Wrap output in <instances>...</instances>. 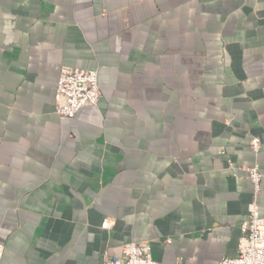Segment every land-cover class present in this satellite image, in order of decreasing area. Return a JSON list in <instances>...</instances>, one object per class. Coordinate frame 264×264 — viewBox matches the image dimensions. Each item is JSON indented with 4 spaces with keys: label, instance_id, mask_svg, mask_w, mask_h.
Wrapping results in <instances>:
<instances>
[{
    "label": "crops",
    "instance_id": "0c3cea01",
    "mask_svg": "<svg viewBox=\"0 0 264 264\" xmlns=\"http://www.w3.org/2000/svg\"><path fill=\"white\" fill-rule=\"evenodd\" d=\"M63 65L100 97L60 120ZM255 163L264 216V0H0L1 264H218Z\"/></svg>",
    "mask_w": 264,
    "mask_h": 264
},
{
    "label": "built area",
    "instance_id": "2783aa9c",
    "mask_svg": "<svg viewBox=\"0 0 264 264\" xmlns=\"http://www.w3.org/2000/svg\"><path fill=\"white\" fill-rule=\"evenodd\" d=\"M100 97L98 70L63 65L55 89L54 110L60 120L72 118L83 106L97 105ZM252 150L260 151V139L250 141ZM233 168L232 164H229ZM253 185V198L249 204L248 217L241 225L237 251L224 256L218 264H264V216L259 213L257 195L260 192L262 174L259 164L244 168ZM113 221L105 219L102 227L111 228ZM170 242V238L165 240ZM4 245L0 242V264ZM102 264H161L152 255L150 241H129L122 244L121 253L106 255Z\"/></svg>",
    "mask_w": 264,
    "mask_h": 264
}]
</instances>
